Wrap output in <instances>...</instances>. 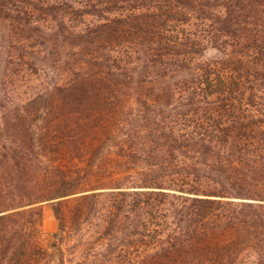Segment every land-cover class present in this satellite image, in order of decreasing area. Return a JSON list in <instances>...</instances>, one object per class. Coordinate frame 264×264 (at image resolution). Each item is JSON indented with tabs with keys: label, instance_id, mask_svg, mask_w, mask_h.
<instances>
[{
	"label": "trees",
	"instance_id": "trees-1",
	"mask_svg": "<svg viewBox=\"0 0 264 264\" xmlns=\"http://www.w3.org/2000/svg\"><path fill=\"white\" fill-rule=\"evenodd\" d=\"M15 65L60 81L7 104ZM242 263L264 264V0H0V264Z\"/></svg>",
	"mask_w": 264,
	"mask_h": 264
},
{
	"label": "rangeland",
	"instance_id": "rangeland-1",
	"mask_svg": "<svg viewBox=\"0 0 264 264\" xmlns=\"http://www.w3.org/2000/svg\"><path fill=\"white\" fill-rule=\"evenodd\" d=\"M214 51H209L207 57L214 56ZM18 68H11L9 81L6 83V98L1 97L2 101L10 104L9 102H17L26 100L37 93L45 91L56 81H60V76L54 74L52 71H40L38 74H33L27 70L18 72ZM43 212V233L42 244L47 247L52 241L54 233L58 231L59 223L53 212V205L50 202L42 205ZM242 264H257V263H242Z\"/></svg>",
	"mask_w": 264,
	"mask_h": 264
}]
</instances>
